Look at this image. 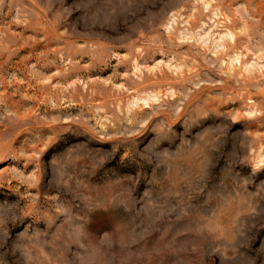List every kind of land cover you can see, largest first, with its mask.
<instances>
[{
	"label": "clouds",
	"instance_id": "obj_1",
	"mask_svg": "<svg viewBox=\"0 0 264 264\" xmlns=\"http://www.w3.org/2000/svg\"><path fill=\"white\" fill-rule=\"evenodd\" d=\"M0 264H264V0H0Z\"/></svg>",
	"mask_w": 264,
	"mask_h": 264
}]
</instances>
